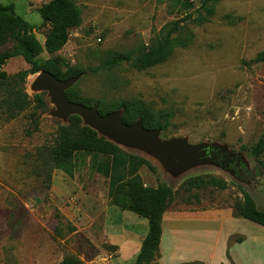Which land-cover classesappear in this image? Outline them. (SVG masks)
<instances>
[{"label":"rangeland","instance_id":"rangeland-1","mask_svg":"<svg viewBox=\"0 0 264 264\" xmlns=\"http://www.w3.org/2000/svg\"><path fill=\"white\" fill-rule=\"evenodd\" d=\"M51 1L0 0V5L13 4L16 14L35 27L42 61L60 56L84 70L74 86L80 96L92 105L102 101L115 109L131 102L167 113L168 130L159 129L164 139L182 137L190 145L224 150L228 167L212 160L178 172L139 147L115 142L156 168H142L146 186L164 183L173 189L169 220L189 205L234 207L244 192L264 210V154L256 158L250 151L264 133V59H258L264 53V0H220L204 22L205 12L184 8V0H73L82 23L54 54L45 47L50 25H41L39 13ZM177 21L191 42L165 62L144 70L127 63L100 68L112 54L151 48ZM12 47V41L1 45L0 56ZM29 68L15 57L2 71L14 77ZM36 76L28 75L24 87L31 100L43 95L47 107L35 111L33 105L13 120L0 112V264H61L66 255L82 264H135L149 225L135 213L109 206V159L99 156L92 169V156L78 153L73 175L44 167L40 150L55 145L69 120L53 115L47 92L32 89ZM118 111L123 117L124 109ZM199 176L220 179L226 188L180 189L186 179Z\"/></svg>","mask_w":264,"mask_h":264},{"label":"trees","instance_id":"trees-1","mask_svg":"<svg viewBox=\"0 0 264 264\" xmlns=\"http://www.w3.org/2000/svg\"><path fill=\"white\" fill-rule=\"evenodd\" d=\"M218 1L220 0H205L196 9L205 12V16L201 18L202 22L207 21L206 16L213 13V6ZM182 5L186 9L194 7L188 1H184ZM39 13L43 19L41 25H50L45 41V47L50 54L60 51L68 42L70 31L82 23L81 9L73 0H52L43 5ZM34 30L35 27L16 14L13 4L0 5V46L8 41L13 42V47L0 56V112L8 120L17 118L33 105L35 111L47 107L44 96L41 94L34 95L33 100L30 99L24 87L28 75L47 71L61 80H66L84 73L81 68L68 66L60 56L42 61L40 59L42 46ZM184 31L185 26L181 21H177L151 48L112 54L100 68L110 70L127 63L138 70H144L163 63L176 48H184L191 42V37ZM15 57H22L30 68L14 77H9L2 71V67L7 60ZM258 59H264V53L260 54ZM74 88L73 86L66 92L71 102L97 107L101 115L124 109L123 121L127 124H133L140 119L146 128L161 129L162 132L168 130L170 116L167 113L155 112L148 106L131 102H122L115 109L106 106L102 101H96L92 105ZM31 118L32 123L36 124L38 116L36 117L34 113ZM40 151L45 160L44 167L50 165L51 169L63 171L68 175H73L78 153L92 156V169L96 167L99 156L107 157L111 166L108 186L109 206L117 207L122 212L135 213L148 221L149 231L142 240L135 264H161L158 259L163 232L162 221L175 194L173 189L164 183L158 184L157 187L145 185L140 170L147 167L152 172H156V168L147 159L130 154L115 143L99 136L96 131L84 126L78 116L70 117L69 124L60 127L54 146L42 148ZM250 151L256 158L264 154V133ZM207 186L222 190L226 188L225 183L220 179L199 176L186 179L180 185V189L192 192ZM233 208L236 218L264 227V210L258 207L249 193L244 192L243 200L235 203ZM56 233L61 234L59 225L56 227ZM230 241L242 242L243 237H233ZM61 264H82V262L74 255H66Z\"/></svg>","mask_w":264,"mask_h":264},{"label":"crops","instance_id":"crops-1","mask_svg":"<svg viewBox=\"0 0 264 264\" xmlns=\"http://www.w3.org/2000/svg\"><path fill=\"white\" fill-rule=\"evenodd\" d=\"M189 206L175 211L171 220L167 211L163 216L161 264H264L263 226L236 218L233 207ZM237 236L243 241H230Z\"/></svg>","mask_w":264,"mask_h":264},{"label":"water","instance_id":"water-1","mask_svg":"<svg viewBox=\"0 0 264 264\" xmlns=\"http://www.w3.org/2000/svg\"><path fill=\"white\" fill-rule=\"evenodd\" d=\"M82 76L83 74H80L61 80L50 72L42 71L37 74L32 89L48 93L55 107V117L67 121L72 116H78L84 126L98 134L110 136L113 139L111 142L136 146L156 156L168 170L182 172L196 164L211 162L213 150L224 153L219 146H194L182 137L164 139L161 130L146 128L141 120L133 124L125 123L119 111L101 115L97 108L71 102L66 92L75 86Z\"/></svg>","mask_w":264,"mask_h":264},{"label":"flooded vegetation","instance_id":"flooded-vegetation-1","mask_svg":"<svg viewBox=\"0 0 264 264\" xmlns=\"http://www.w3.org/2000/svg\"><path fill=\"white\" fill-rule=\"evenodd\" d=\"M211 157L214 162L220 163L224 167L227 166L228 159H226L227 156L225 153H220L218 150H213V155Z\"/></svg>","mask_w":264,"mask_h":264},{"label":"built area","instance_id":"built-area-1","mask_svg":"<svg viewBox=\"0 0 264 264\" xmlns=\"http://www.w3.org/2000/svg\"><path fill=\"white\" fill-rule=\"evenodd\" d=\"M191 3L194 7H200L205 0H184Z\"/></svg>","mask_w":264,"mask_h":264}]
</instances>
